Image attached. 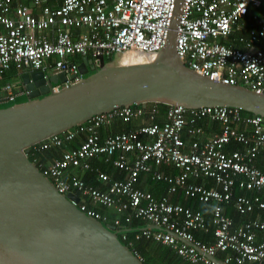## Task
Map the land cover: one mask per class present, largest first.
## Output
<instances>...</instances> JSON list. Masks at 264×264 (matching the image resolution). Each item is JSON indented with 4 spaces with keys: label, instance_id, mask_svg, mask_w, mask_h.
I'll return each mask as SVG.
<instances>
[{
    "label": "built area",
    "instance_id": "1",
    "mask_svg": "<svg viewBox=\"0 0 264 264\" xmlns=\"http://www.w3.org/2000/svg\"><path fill=\"white\" fill-rule=\"evenodd\" d=\"M173 6L174 0H0V77L9 69L63 71L64 82L52 86L58 90L80 78L76 56L95 69L124 57L148 60L164 43ZM175 52L199 75L264 93V0H181ZM165 105L162 119L156 102L115 107L32 143L27 153L58 150L31 162L126 245L150 240L186 264H264V117L226 105ZM115 119L140 122L102 131ZM203 122L217 131L205 137ZM233 143L240 148H228ZM92 161L111 169H94L99 186L75 174L91 171ZM144 180L162 183L165 193L155 195ZM175 195L210 203L212 242L193 235L209 231L204 213L174 202ZM230 201L241 217L235 223L224 211Z\"/></svg>",
    "mask_w": 264,
    "mask_h": 264
},
{
    "label": "water",
    "instance_id": "2",
    "mask_svg": "<svg viewBox=\"0 0 264 264\" xmlns=\"http://www.w3.org/2000/svg\"><path fill=\"white\" fill-rule=\"evenodd\" d=\"M180 6L181 0H174L164 43L148 60L95 69L83 56L77 64L80 78L58 90L42 71L19 73L27 98L0 107V264H142L116 229L80 210L73 193L54 188L27 157L32 143L95 114L147 102L226 105L264 117V93L199 75L179 59ZM88 70L93 72L83 76ZM54 74L64 82L63 71Z\"/></svg>",
    "mask_w": 264,
    "mask_h": 264
},
{
    "label": "trees",
    "instance_id": "3",
    "mask_svg": "<svg viewBox=\"0 0 264 264\" xmlns=\"http://www.w3.org/2000/svg\"><path fill=\"white\" fill-rule=\"evenodd\" d=\"M76 60V58H73ZM8 71V70H7ZM6 71V72H7ZM10 72L13 73H17L18 71L14 70V69H9ZM4 72V74L6 73ZM159 108H163L164 106H166L165 104L162 103H157ZM245 112V111H242ZM248 113V112H245ZM251 114V113H248ZM116 122L117 126H118V119L113 120V123ZM108 127H105L102 131L104 132H108L107 129ZM70 146V145H68ZM228 148L231 149H239L240 146L233 143L231 144ZM58 154V150H54V149H50V150H39L36 151L34 154H30L27 153V157L30 161H32L33 158H35L38 161H43L47 158H50L52 156H56ZM261 162H263V159L260 157H257L255 164L256 165H260ZM91 166H92V170L91 171H86V172H80V171H75V174L80 178L83 179L86 183L92 184V185H96L99 186V184L96 182V172L94 171V169H100V170H106V171H111L110 168L107 167V165H102L101 163H98L97 161H92L91 162ZM157 184H159V188L161 189L162 194L164 193L163 188H161V184L159 182H157ZM149 189V188H148ZM151 190V189H149ZM158 189L155 190L154 194L157 195L158 194ZM159 192V193H161ZM236 192V190H235ZM174 202H179L183 205H190L193 208H198L200 209L205 217H206V221H207V225H208V220L207 218H209V206L210 203H202L199 202L197 200L188 198L185 199L183 198L181 195H175L173 197H170ZM89 205V204H88ZM93 207L101 212H106L105 209H103L101 206L99 205H93ZM230 210L233 211V214L230 213ZM224 211L226 213L231 214V218L234 219L233 217L238 216V214L236 213V211L234 209H232V204L231 201L229 203H227L226 205H224ZM107 213V212H106ZM110 214V213H107ZM105 227H107L108 229H114L113 227H111L108 223H104L101 222ZM138 222H136L135 220L131 223L128 224L126 228H128L127 230V236L131 237V231L137 227ZM210 227V225H209ZM118 228H124V227H118ZM193 235L196 239L201 240L202 242L205 243H210L212 242V236H211V229H209V231L204 232L202 230H196L193 232ZM118 236V234H117ZM119 238V236H118ZM120 239V238H119ZM120 241L132 252L135 251L137 252V254L141 257V263L142 264H183V262L174 255V253L172 251H170V249L167 246L158 244L156 242L150 241V240H144V239H139V240H135L132 243V246L126 245L127 243L123 240L120 239ZM222 254L219 253L217 255V257H221Z\"/></svg>",
    "mask_w": 264,
    "mask_h": 264
},
{
    "label": "crops",
    "instance_id": "4",
    "mask_svg": "<svg viewBox=\"0 0 264 264\" xmlns=\"http://www.w3.org/2000/svg\"><path fill=\"white\" fill-rule=\"evenodd\" d=\"M18 2H24L25 4H28V0H13L14 4H16ZM75 58H78V59H76V60L73 59L74 61L80 60V57H78V56H76ZM29 71H32V70L23 69V70H21L20 72H17V73H13V72H10L8 70L5 74L1 75V77H0V99L3 98V101H7V100L9 101L10 99H17V98L21 97L24 94V91H23L21 85L18 86L15 90L11 89L9 83L7 82V77L8 76L12 77V76H15V75H19V73L29 72ZM5 85H9V90H7V91L4 90ZM163 110H164V107L163 108H161V107L159 108V117H158V119H162ZM139 122H140V119H132L128 123H123V122L118 120V126H117L116 122H114V123L112 122L111 125L108 126V128H107L108 130L107 131L108 132H114V131H120V130H124V129H127V128L135 127L136 125L139 124ZM202 127H203V134L205 135V137H207L211 133L216 132L217 129H218V127H217V125L215 123H205V122H203V126ZM258 166L262 167L263 166V162H261V164L258 165ZM109 172H111V171H109ZM171 172H174V170H171ZM160 184L162 186L161 188H163L164 193H165L164 186L162 185V183H160ZM143 187L146 188V189H148V188L151 189L150 191H152V192H155V190H157V189H158V191H157L158 193L161 192V189L159 188V184H157V182H152V181L146 180L144 182V184H143ZM261 197L264 199V192L261 193ZM106 212L107 213H111L112 211L111 210H106ZM230 213L233 214V211L230 210ZM226 214H228L229 217L232 216L229 213H226ZM233 218L234 219H232V220L235 223L238 220H240L241 217H239V215H238V216L233 217ZM207 220H208V225H210L209 229H211L210 217L207 218ZM183 264H186V263L183 262ZM247 264H252V263H247Z\"/></svg>",
    "mask_w": 264,
    "mask_h": 264
},
{
    "label": "rangeland",
    "instance_id": "5",
    "mask_svg": "<svg viewBox=\"0 0 264 264\" xmlns=\"http://www.w3.org/2000/svg\"><path fill=\"white\" fill-rule=\"evenodd\" d=\"M76 59H78V58H76ZM137 60L139 61V60H145V59L138 58ZM91 72H93V71L92 70H88V72L86 74H84L83 76H85V75H87V74H89ZM45 74L51 81L50 86H53L55 84H59L54 73H50L48 70H46ZM7 82L9 83L11 89H13V90H15L18 86L21 85V80L19 78V75H15V76H12V77L8 76L7 77ZM26 98H27L26 94H23L21 97H19L17 99H10L9 101L7 100V101L0 102V107H6V106H9V105H11L13 103L24 101Z\"/></svg>",
    "mask_w": 264,
    "mask_h": 264
},
{
    "label": "bare ground",
    "instance_id": "6",
    "mask_svg": "<svg viewBox=\"0 0 264 264\" xmlns=\"http://www.w3.org/2000/svg\"><path fill=\"white\" fill-rule=\"evenodd\" d=\"M138 58H136V57H130V58H123L121 61H120V63L121 64H127V63H136V62H140V61H142V60H137Z\"/></svg>",
    "mask_w": 264,
    "mask_h": 264
}]
</instances>
